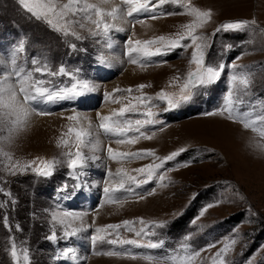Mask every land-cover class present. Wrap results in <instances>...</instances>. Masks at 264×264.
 <instances>
[{"label":"rangeland","instance_id":"rangeland-1","mask_svg":"<svg viewBox=\"0 0 264 264\" xmlns=\"http://www.w3.org/2000/svg\"><path fill=\"white\" fill-rule=\"evenodd\" d=\"M191 3L202 11L212 12L210 21L196 31L208 38L210 46L206 50V64L227 66L221 79L207 90L200 89L193 101L176 109L166 110V103L154 100L152 111L157 114L155 118L158 123L144 129L149 135L154 133L152 139L141 137L134 145H119L114 142V138L100 136L105 148L110 144L114 150L121 152L151 149L155 156L116 162L110 160L106 151L102 150L95 153L101 159L90 161L84 170L85 174L77 180L73 170L69 169L66 163L59 165L54 174L47 178L38 177L30 170L10 176L4 171V165L8 161L2 152L9 153L13 162L36 160V164H39L38 157L66 161L63 153L76 151L74 134L67 135L68 128L79 125L69 121L65 115L79 112L90 117L96 125L99 123L97 113L105 107L104 105H110L113 110L130 101L135 103L133 98L137 96L154 98L162 90L169 93L178 92L188 71H194L196 67L190 63L192 47L186 51L178 49L162 58L156 57L148 67L141 68L139 64L131 63L125 54L129 46L127 42L137 39L149 40L157 36L175 38L177 33L185 31L183 26L190 23L194 17L180 14L160 16L153 20L141 15L139 19L144 20L146 24H136L135 28L124 25L126 31L112 32V48L109 49L100 37H88L83 41H76L71 36L64 37L45 22L32 18L18 0H0V54L11 53L23 43L24 51L19 54L21 60L39 57L46 59L50 67L56 70L61 64L69 72L80 69L79 79L95 85L94 91L78 97L75 101L41 105L52 114L31 119L34 127L29 123L28 127L13 134L10 142L4 139L8 132H0V178L7 181L6 184H0V187L4 188L5 192H11L12 198L17 201L14 210L10 203L0 209V217L7 213L10 224L20 225L22 231H16L13 227L11 235L18 244L25 242V246L30 249L32 264H150L142 255H159L161 250L107 243L93 245L91 241V236L96 234V227L121 224L118 230H108L112 235L107 239H116L118 233L119 239H141L143 243L149 237L135 236V231L143 227L139 218H143L145 223L166 225L162 229H154L159 236L151 237L153 240L165 239V249L177 248L182 239L191 234L189 243L192 247L204 250L201 251L200 257L195 259L194 264H213L214 254L231 239H236L237 243L228 252L227 261L231 264H264V137L243 128L240 123H233L227 118V113L223 116L205 114L222 105L223 97L228 91L229 76L233 73H252L253 93L264 100V33L259 31L264 29V0H191ZM164 10L178 11L176 6L172 5L164 6ZM240 20H255V30L249 28L244 31L215 33L221 24ZM151 21L156 23L153 24L152 31L146 32L144 29L151 28ZM77 31L88 35L84 30ZM70 43L77 45L75 50L69 47ZM156 46L158 45L153 47ZM100 55L106 56L108 63H99L97 57ZM133 55L135 57V54ZM232 65H236V68ZM129 66L147 71L141 72L137 79L125 82L123 75ZM176 77L180 79L177 80ZM49 79L53 81V86L59 88L71 87L75 82L69 76ZM113 81L117 83L118 89H133L131 95L110 89L108 83ZM140 84L148 87L138 90L137 86ZM106 92H114V98L120 102L112 103L105 99ZM146 110L143 106H138L139 112ZM127 118L144 119L143 116L135 114H129ZM38 119L40 120L37 122ZM232 124L241 126L251 134L248 136L241 128ZM61 139L69 140V146L58 147ZM181 148L187 151L181 153L174 161L167 162L165 167L170 170L164 171V181H158L154 177L148 184L139 188L133 185L134 192L118 193L120 203L105 202V181L114 186L115 181L119 179L115 175L110 178L107 175L109 170L115 174L118 168H123L129 175L137 176L138 179L145 178L133 169L157 164L160 161L156 157L163 158ZM81 150L92 155L83 146ZM189 161L187 167L181 166ZM77 183L83 185V190L70 198H64ZM65 185L68 186L67 191H61ZM150 192L152 194H149ZM5 201H9V197L0 193V202ZM217 201L220 203H216ZM208 204L216 206L208 208L204 215L200 216L201 210ZM53 211L87 213L83 217V224L88 231L78 237L60 239L58 243L46 240L45 237L51 233L53 227L58 236L63 237V226L51 221L50 214ZM103 211L104 213H101ZM198 216L199 219L193 224L192 221ZM124 220L134 221V224L123 226ZM184 222H187L185 227L182 225ZM67 223L71 227H78L81 221L67 218ZM128 227L134 231H128ZM180 227L184 228L175 229ZM9 236V231L0 222V264H12V258L7 251ZM209 244H215V247L208 248ZM66 246L75 248L79 259H54ZM112 250L129 251L137 258L133 259L129 255L102 254Z\"/></svg>","mask_w":264,"mask_h":264},{"label":"snow or ice","instance_id":"snow-or-ice-1","mask_svg":"<svg viewBox=\"0 0 264 264\" xmlns=\"http://www.w3.org/2000/svg\"><path fill=\"white\" fill-rule=\"evenodd\" d=\"M23 9L31 15L32 18L45 22L52 30L60 33L64 37L71 36L76 41H83L88 37H100L104 40L107 48H112L111 33L114 31L124 32L127 29L124 25H130L135 28L136 24H143L144 20L139 19L141 15L150 19H158L160 16L187 14L193 16L194 19L184 25L185 31L177 33L175 38L165 36L153 37L149 40H128V48L126 55L130 62L139 64L141 68H146L156 57H165L173 54L176 50H187L192 47L190 63L195 64L194 71H188L183 78V83L179 87L178 92L160 91L156 96L148 97L141 95L134 97L135 103L131 101L118 109H113L110 114L97 113L98 124L94 125L91 118L77 112L67 117L69 121L75 122L79 127H69L67 135L74 134L76 151H67L63 153L66 161L53 158L52 160H40L36 164V160L28 162H13L11 155L7 152H2V155L7 158V163L4 165V171L10 176L23 174L30 170L38 177H51L57 167L62 163H66L67 167L73 170L75 179L79 180L80 176L84 175V170L89 166V162L100 160L101 157L95 153L102 150L106 151L110 160L120 162L125 159H141L148 156H155V152L151 149H142L137 152H121L114 150L109 144L106 148L100 141V136L104 135L109 138H114V142L119 145L130 144L134 145L139 142V139H152L153 135H149L144 131L146 126L158 123L156 113L152 111L154 100H159L166 103V110L179 108L181 105L193 101L198 95L200 89L207 90L216 84L222 77L227 67L224 64L212 66L206 64L205 55L209 48L208 38L197 33L198 28H203L212 17L211 10L202 11L192 5L191 0H18ZM176 6L178 11H165L164 6ZM256 21H232L221 24L216 28L215 33L222 31H244L253 28ZM81 29L87 32V36L82 35ZM264 33V29H259ZM213 33V35H215ZM154 45H158L153 47ZM69 47L76 49L75 43H70ZM231 47V45H229ZM24 51L23 43H20L11 53L0 54V132L7 131L8 136L4 139L10 142L13 134L27 127L32 117L48 116L51 111L41 105L55 104L60 101H75L78 97H83L86 93L95 90V85L86 80H81L78 77L80 69L75 72H69L68 69L61 64L58 70L50 67L46 59L33 57L30 60H21L19 54ZM135 54V57L134 55ZM99 63H108V58L104 55L97 57ZM162 63L166 61L161 60ZM235 69L236 65H232ZM69 76L75 82L71 87L59 88L53 86V81L49 77ZM177 80L180 77H176ZM148 85L140 84L138 90H142ZM127 92L131 95L133 89H115L114 92ZM114 92H106L105 99L112 103H119L120 100L114 98ZM247 98V99H246ZM138 106H143L147 109L144 112L138 111ZM227 113V118L233 123H240L243 128L257 132L261 137H264V100L256 97L253 93L252 73L239 72L229 76L228 91L223 97V103L216 110L205 113L209 116L221 115ZM129 114L141 115L144 119H128ZM87 122L86 124L84 122ZM58 147H68L69 140L61 139L58 142ZM81 146L87 148L92 155L86 154L81 150ZM187 149L181 148L171 152L169 155L160 158L156 157L160 162L157 164H148L140 168L133 169L134 172L141 174L145 178L138 179L137 176L129 175L123 168H118L113 174L111 170L107 175L112 178L113 175L119 177L115 181L114 186H110L108 181H105L103 193L107 198L105 202L120 203V198L117 195L121 192H134L133 185L139 188L148 184L155 177L158 181H164V171H168L165 165L169 161H174L181 153ZM189 162H185L183 167H187ZM35 165V166H34ZM7 181L0 178V184H6ZM68 186L65 185L61 191H67ZM83 190V185L77 183L72 190L68 192V196L78 194ZM0 193L9 197V201L0 202V209L4 208L7 203L13 206V210L17 201L12 198L11 192H5L4 188L0 187ZM149 194H152L151 192ZM143 198V197H141ZM242 198V197H241ZM216 203H220L217 201ZM216 204H208L201 210L200 216H203L208 208L214 207ZM47 211V210H46ZM51 221H56L63 226V237H59L56 229L53 227L51 233L45 237L46 240L58 243L60 239H70L78 237L81 233L87 232L84 227L83 217L87 213H77L71 211H53L51 212ZM67 218L79 219L80 226L71 227L67 223ZM199 219L196 217L195 220ZM0 222L9 231V246L7 251L12 258V264H32L30 249L25 246V242L18 244L14 236L11 235L13 227L16 231H22L19 224L12 225L9 223L7 213L0 217ZM139 223L143 227L139 231H135V236L138 238L149 237L145 242L141 239H119L117 233L116 239H107L113 231L121 228V224H109L103 227H96L94 235L91 236L93 245L97 243H107L109 245L120 246L130 245L136 248H144L151 250H161L159 255L146 254L142 258L149 261L150 264H194L197 257H200V249H194L189 241L192 239L191 234L186 235L179 243L177 248L165 249V239H151L158 237L159 234L154 229H162L166 225L164 223H145L143 218H139ZM134 221L124 220L123 226L133 225ZM128 231H134L128 227ZM237 243L236 239H231L228 243L214 254L213 264H231L226 260L227 254L233 249ZM208 248L215 247V244H209ZM264 247V246H262ZM206 250V249H205ZM101 254V253H97ZM107 256H124L129 255L135 259L137 256L129 251L112 250L102 253ZM61 257L71 259L73 261L79 259V253L71 246H66L54 257L60 260ZM250 264V262H249Z\"/></svg>","mask_w":264,"mask_h":264},{"label":"bare ground","instance_id":"bare-ground-1","mask_svg":"<svg viewBox=\"0 0 264 264\" xmlns=\"http://www.w3.org/2000/svg\"><path fill=\"white\" fill-rule=\"evenodd\" d=\"M149 23H151L149 26L151 27V28H147V29H144L146 32H150V31H152V28L154 27L153 26V24L154 23H156V21H151V22H149ZM144 24H146V23H144ZM147 71V69H142L141 71H140V69H138V68H135V67H132V66H129L128 68H127V70H126V72L124 73V75H123V80L126 82L127 80H129V79H133V80H135V79H137L138 78V75H140L141 74V72H146ZM111 83V84H110ZM110 83H108L109 84V86H110V89H118L117 88V83L116 82H110ZM105 107H103L102 109H100L99 110V113H101V114H108L111 110H112V107H110V105H104ZM69 114V113H68ZM72 114V113H71ZM57 116V115H56ZM58 116H60V115H58ZM57 116V117H58ZM61 117V116H60ZM62 117H64V115L62 116ZM66 117H68V116H66L65 115V118ZM43 118H45V117H43ZM52 118H54V117H52ZM220 118H221V116H220ZM35 119H37L36 118V116H34V117H32V120H35ZM49 119V118H48ZM48 119L46 120V121H48ZM51 119V118H50ZM64 119V118H63ZM40 119H38L37 120V122L39 121ZM42 121H43V119H42ZM41 121V122H42ZM51 121V120H50ZM52 121H54L55 122V120H53L52 119ZM31 123V122H30ZM33 123H35V122H33ZM46 123V122H45ZM51 123V122H50ZM44 124V123H43ZM47 124H49L48 122H47ZM31 125H32V123H31ZM35 125V124H34ZM38 125V124H37ZM40 125V124H39ZM232 125H234L235 127H238V128H241V126H239V125H236V124H232ZM33 126V125H32ZM31 126V127H32ZM28 127V126H27ZM30 127V126H29ZM34 127V126H33ZM39 127V126H38ZM241 130H243L242 128H241ZM247 135L249 134H251V133H248V132H246L245 130H243ZM248 135V136H249ZM101 213H104V211L103 212H101ZM101 216H102V214H100ZM99 219H100V217H99ZM95 260V259H94Z\"/></svg>","mask_w":264,"mask_h":264},{"label":"trees","instance_id":"trees-1","mask_svg":"<svg viewBox=\"0 0 264 264\" xmlns=\"http://www.w3.org/2000/svg\"><path fill=\"white\" fill-rule=\"evenodd\" d=\"M182 225H183L184 227L187 226V222H184ZM184 227L175 228V229H182V228H184Z\"/></svg>","mask_w":264,"mask_h":264}]
</instances>
